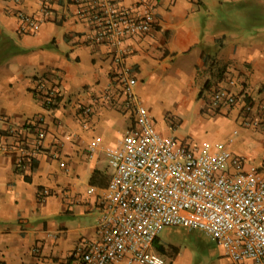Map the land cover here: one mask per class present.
I'll return each mask as SVG.
<instances>
[{
    "label": "crops",
    "instance_id": "obj_1",
    "mask_svg": "<svg viewBox=\"0 0 264 264\" xmlns=\"http://www.w3.org/2000/svg\"><path fill=\"white\" fill-rule=\"evenodd\" d=\"M114 2L135 13L144 2L154 8L153 31L123 41V68L137 79L135 93L158 131L191 147L224 143L245 166L264 168V131L242 123L243 99L264 115V0ZM89 3L50 0V16L26 31L15 14L40 19L42 0H0V264H83L79 249L98 238L100 195L113 173L107 152L135 122L112 47L88 40L94 25L79 12ZM38 83L55 92L54 108ZM220 88L239 102L213 107L212 91ZM161 90L195 106L191 133L181 132L182 122L169 126V112L160 121L152 115ZM159 240L177 249L166 264H190L176 245ZM222 251L220 264H231Z\"/></svg>",
    "mask_w": 264,
    "mask_h": 264
},
{
    "label": "built area",
    "instance_id": "obj_2",
    "mask_svg": "<svg viewBox=\"0 0 264 264\" xmlns=\"http://www.w3.org/2000/svg\"><path fill=\"white\" fill-rule=\"evenodd\" d=\"M42 4L40 19L21 11L15 14L23 30L37 31L50 16V0ZM79 15L94 25L88 37L91 44L112 47L135 122L121 145L107 152L113 173L100 195L98 238L79 249L82 263L166 264L153 251L154 242L164 229L186 228L202 231L217 242L231 264H264V168L245 166L224 143L191 147L163 136L135 93L137 79L123 68L129 54L123 41L153 31V6L144 2L135 13L117 8L114 0H90ZM37 91L51 106L55 92L42 83ZM211 102L215 108L233 106L239 97L226 88L214 89ZM243 105V126L264 131V115L254 112V102L243 99ZM84 113L89 115L91 109ZM38 136L44 135L39 131ZM95 149V145L90 148ZM47 196L48 191L42 193Z\"/></svg>",
    "mask_w": 264,
    "mask_h": 264
},
{
    "label": "rangeland",
    "instance_id": "obj_3",
    "mask_svg": "<svg viewBox=\"0 0 264 264\" xmlns=\"http://www.w3.org/2000/svg\"><path fill=\"white\" fill-rule=\"evenodd\" d=\"M155 97V100L150 103L149 109L157 121H160L164 112H169L172 116V119L169 118V126L175 129L182 122L181 132H192L198 120V116L195 114V106L184 107V105H181L177 93L172 90H161L156 93ZM145 109L150 115L146 106ZM202 134L200 133V135ZM160 238L168 244L176 245L183 257V261L187 263H221L223 252L221 247L202 231L188 230L186 228H167L161 232ZM170 253V250H168V252L161 255L165 262H172L174 257Z\"/></svg>",
    "mask_w": 264,
    "mask_h": 264
},
{
    "label": "trees",
    "instance_id": "obj_4",
    "mask_svg": "<svg viewBox=\"0 0 264 264\" xmlns=\"http://www.w3.org/2000/svg\"><path fill=\"white\" fill-rule=\"evenodd\" d=\"M51 108H54L53 106H51ZM35 166H36V163H33L32 165V169H35ZM95 178V175L92 177V180ZM159 237L156 239V241L154 242V247L155 249L157 250V252L162 255V254H165L166 252H168V250H170V254L174 257L175 256V251L177 250L176 248L174 247H165L163 245H159Z\"/></svg>",
    "mask_w": 264,
    "mask_h": 264
}]
</instances>
